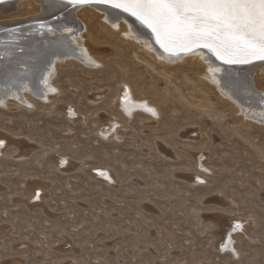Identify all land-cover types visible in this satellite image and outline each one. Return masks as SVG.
<instances>
[{
    "label": "rangeland",
    "instance_id": "1",
    "mask_svg": "<svg viewBox=\"0 0 264 264\" xmlns=\"http://www.w3.org/2000/svg\"><path fill=\"white\" fill-rule=\"evenodd\" d=\"M23 7L0 21L40 12ZM85 8L87 42L116 54L60 59L48 101L0 103V264H264V123L235 118L202 60H155ZM130 91L155 114L124 113Z\"/></svg>",
    "mask_w": 264,
    "mask_h": 264
},
{
    "label": "bare ground",
    "instance_id": "2",
    "mask_svg": "<svg viewBox=\"0 0 264 264\" xmlns=\"http://www.w3.org/2000/svg\"><path fill=\"white\" fill-rule=\"evenodd\" d=\"M31 5H39L40 12H38V15L34 17L28 16V20L25 17L24 19L13 21L11 18L14 15H10L8 17L11 19L10 21H0V31L4 29V32L0 33L1 104H4L8 98L19 101L23 97L27 100L29 94L45 98L47 101L52 98L50 95L52 92L51 87H54V85L50 83V79L53 74V68L60 59L69 57L77 59L86 65H91L89 63L90 59L95 60V56L97 55L104 58L110 56L109 54L112 55L113 51L105 54L107 49L100 46H92V42L90 44L87 42L88 29L84 23H82L83 25L79 23L75 14L79 6H86L83 9L85 12L95 10L103 14L100 18L107 24V26H104L108 30L120 32L119 23L123 21L127 25L126 29L128 28L124 31V36L129 37V39L135 42L134 44H138V46L151 51L153 53L152 58L155 60L169 62L202 60L201 62L206 64L207 78L218 89L221 96L230 102L234 109L235 118L243 123L249 120L259 122L258 124L264 123V90H256L255 85L253 87L252 84V82L255 84L252 77L256 70H258L259 75L263 74L264 61H255L252 64H225L204 48L195 49L188 54L171 58L167 55L169 53H166L156 42L151 30L141 25L135 17L103 4L86 3L78 4L75 8H71L74 4H69L67 0H4L3 3H0V14H5L6 16V14L9 15L10 12L15 11L17 8ZM62 10L67 12L65 17L60 20L57 18L51 24H48L46 30L42 28V25L29 26L27 24L44 21L43 17L53 16ZM25 20L28 22H24ZM24 24L26 26L22 27ZM16 25L19 27L5 31L7 28ZM129 39L127 40L129 41ZM132 43L130 42V44ZM112 49L110 48V50ZM95 53L97 55H94ZM113 54H116V52L114 51ZM117 105L126 114H128L127 111L133 112L136 109H142L152 114H155L157 111L156 108H153L147 102L135 99L131 91L130 94H123L122 99ZM103 117L102 119H105V122L110 120L107 116ZM110 121L112 124L109 128H113L118 124L116 120ZM0 141H4L3 138H0ZM103 174L105 177L111 179V175L108 172H103ZM226 227L227 229L223 231L226 237L225 245L227 248H231V243L236 238L234 230L237 226L234 223V225L229 224ZM232 247L236 251L233 244Z\"/></svg>",
    "mask_w": 264,
    "mask_h": 264
},
{
    "label": "snow or ice",
    "instance_id": "3",
    "mask_svg": "<svg viewBox=\"0 0 264 264\" xmlns=\"http://www.w3.org/2000/svg\"><path fill=\"white\" fill-rule=\"evenodd\" d=\"M4 0H0L3 3ZM136 18L166 52L204 48L225 64L264 61V0H67ZM151 111V109H149ZM2 143V142H0Z\"/></svg>",
    "mask_w": 264,
    "mask_h": 264
},
{
    "label": "water",
    "instance_id": "4",
    "mask_svg": "<svg viewBox=\"0 0 264 264\" xmlns=\"http://www.w3.org/2000/svg\"><path fill=\"white\" fill-rule=\"evenodd\" d=\"M76 5H78V4H74L71 8H75L76 7ZM57 18H60V16H55V17H52V18H50V19H52V20H56ZM49 19V20H50ZM44 24H46V22L45 21H41V22H37V23H32V24H28L29 26H33V25H39V26H43ZM23 27H25V26H23ZM14 29H16V28H14ZM12 30V29H11ZM179 52H184V51H179ZM179 52H176L175 54H167L169 57H171V58H176V57H178L179 55H182V53H179Z\"/></svg>",
    "mask_w": 264,
    "mask_h": 264
}]
</instances>
